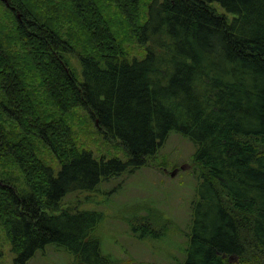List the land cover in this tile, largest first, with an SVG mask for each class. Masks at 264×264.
<instances>
[{"label": "trees", "instance_id": "1", "mask_svg": "<svg viewBox=\"0 0 264 264\" xmlns=\"http://www.w3.org/2000/svg\"><path fill=\"white\" fill-rule=\"evenodd\" d=\"M3 1L17 15L13 33L0 27V161L24 177H0L14 264L50 244L80 264H118L95 234L101 212L66 199L146 166L174 130L195 144L199 179L179 264H264V0H113L142 57L125 51L103 0ZM34 81L55 111L41 109ZM76 108L125 157L80 147L68 119Z\"/></svg>", "mask_w": 264, "mask_h": 264}, {"label": "rangeland", "instance_id": "2", "mask_svg": "<svg viewBox=\"0 0 264 264\" xmlns=\"http://www.w3.org/2000/svg\"><path fill=\"white\" fill-rule=\"evenodd\" d=\"M146 2L148 0H143V4ZM103 3L105 11L110 13L108 16L111 21L120 27L119 35L125 51L130 57H142L145 47L126 33L124 24L120 23L122 18L114 1L103 0ZM16 15L15 11L0 0V27L5 33H13ZM66 27L69 31L73 28L69 25ZM66 57L75 72L81 76L82 66L78 55L69 53ZM35 85L38 99L41 100V109L46 113L55 111L53 107L45 104L47 97L44 87L38 81ZM68 119L80 147L92 150L97 157H125L122 146L117 141L104 139L83 108L74 109ZM4 120L6 125L20 136L21 130L17 122L8 117ZM37 148L38 154L46 163L59 167L54 153L47 145L38 141ZM194 152L195 144L174 130L146 166L133 173H124L102 181L94 190L75 192L68 196L64 207L74 201L81 208L101 212V220L95 228V234L100 239L103 253L118 264H179L186 254L192 218L191 204L197 195L199 184L197 166L192 159ZM175 169L177 171L172 175ZM0 177L24 185L19 165L13 160L0 161ZM157 212L161 213L159 217ZM147 226H152L153 229L145 231ZM143 231L145 235L142 234ZM0 254V264H14V254L1 224ZM28 264L80 263L71 252L57 244H50L43 251H38Z\"/></svg>", "mask_w": 264, "mask_h": 264}, {"label": "water", "instance_id": "3", "mask_svg": "<svg viewBox=\"0 0 264 264\" xmlns=\"http://www.w3.org/2000/svg\"><path fill=\"white\" fill-rule=\"evenodd\" d=\"M5 1L7 2V0H5ZM7 4H8V3H7ZM176 171H177L176 169L173 170V171H172V175H175Z\"/></svg>", "mask_w": 264, "mask_h": 264}]
</instances>
